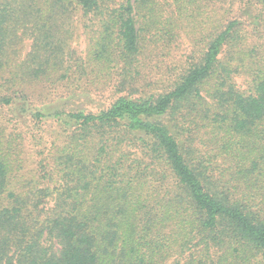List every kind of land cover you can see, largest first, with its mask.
<instances>
[{"label": "trees", "instance_id": "1", "mask_svg": "<svg viewBox=\"0 0 264 264\" xmlns=\"http://www.w3.org/2000/svg\"><path fill=\"white\" fill-rule=\"evenodd\" d=\"M5 108L0 264H264V0H0Z\"/></svg>", "mask_w": 264, "mask_h": 264}, {"label": "rangeland", "instance_id": "2", "mask_svg": "<svg viewBox=\"0 0 264 264\" xmlns=\"http://www.w3.org/2000/svg\"><path fill=\"white\" fill-rule=\"evenodd\" d=\"M86 44L87 40L83 35L78 36L72 42V45L80 51L85 50ZM30 48L31 41L27 40L24 54ZM237 83L241 88H247L246 77H237ZM46 87L45 81L35 82L30 86V90L34 91V98L41 100L46 95L44 92ZM78 102L80 103L79 105H83V102ZM0 132L5 136H8L10 133L21 132L25 136V145L22 149L23 154L21 155L23 165L11 174L9 190L22 191L23 189H31L39 177L40 159L44 155H49V151H52V149H49L52 148L51 143L55 141L56 135L59 132V123L54 120L38 121L27 115L19 119L12 110L5 108L0 110Z\"/></svg>", "mask_w": 264, "mask_h": 264}]
</instances>
